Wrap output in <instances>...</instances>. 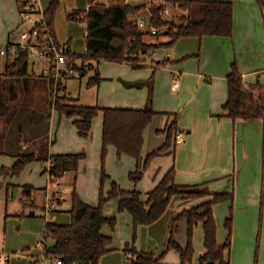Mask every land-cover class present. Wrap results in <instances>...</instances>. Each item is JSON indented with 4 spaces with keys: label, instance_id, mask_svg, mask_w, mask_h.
<instances>
[{
    "label": "crops",
    "instance_id": "obj_1",
    "mask_svg": "<svg viewBox=\"0 0 264 264\" xmlns=\"http://www.w3.org/2000/svg\"><path fill=\"white\" fill-rule=\"evenodd\" d=\"M16 1L17 11L19 10V15H22L29 0ZM104 1L106 2V0ZM121 1L111 0L109 3H101L107 4L108 6L131 5L136 7L146 5L139 13L131 15V20L135 22L139 20L148 21L153 16L150 10L152 3L161 4L159 0ZM130 1H137L139 3L131 4ZM220 1L232 2L234 4V32L231 38L206 36L203 39H180L171 49H156L151 56L149 54L142 56L143 65L140 69H134L128 63H116L124 67L126 71L124 74L126 76L123 78L125 80L121 78L115 80L112 78L110 85L104 88V94L102 92L101 98L98 99V103L102 105L98 104L97 106H101L100 108L102 109L116 107L144 109L149 99V87L125 88L119 80L128 83H137L148 81L153 74L155 75L153 107L157 115L154 116L151 124L144 132L142 160L145 161L151 153L160 149L165 144L167 140V134L165 132L174 123L176 117L179 133L186 135L184 142L178 143L175 140L176 145L174 148H170L164 154L152 158L147 170L144 172L142 180L137 184L125 182L121 186L117 182L114 171L108 168L107 174L111 185L115 182L125 191L138 190L142 193L143 199L146 200L147 195L174 168L176 170V184L180 186L206 184L205 186L211 193H233V201L230 200L213 206L218 225V244L223 246L226 243L228 230L225 227V222L231 216L230 210L233 208L234 223L231 252L227 254V257L231 264H253L252 253L254 245L256 244V221L260 212L264 226V203L262 205L264 195V121L255 119L252 116L233 121L226 117L227 113L224 110V106L228 101V75L234 62L237 63L245 84L255 83L257 80H260L264 85V27L261 25L264 22L261 11L264 12V9L261 8L256 0H248V13L245 17H241L242 14L239 15L240 10H238L235 4L237 0ZM39 4L41 13L44 14L48 8L43 11L41 2ZM142 12H145L147 16L141 17L140 14ZM172 18H174L173 15ZM25 27L27 25L23 22L21 24L20 22L15 30L12 29L8 33L6 41L3 44L19 37L20 29ZM144 32V40L150 45L167 44L171 41L169 36H153L149 33V30H145ZM260 33L263 34L262 39L258 38ZM149 39L156 40L151 41ZM86 50L87 46L85 47V54ZM166 59H170L173 63L162 68L156 67L158 63ZM47 62L49 61L44 60L34 64V67L37 64L41 65L39 73L33 72V77L30 79L27 88L24 81L20 83V79H8L2 75L0 80L10 83L14 82V89L16 91H22L23 94H25L24 89L26 88L33 98L36 93L38 95L42 93L41 96L43 97L46 93V89L43 88L46 81L43 79L47 76L43 75L42 71L47 69ZM106 63L111 62H101L98 64L97 68L99 73L101 66ZM65 67L73 72L71 61H68ZM0 72L2 73L1 66ZM65 73L67 75L66 71ZM101 78L102 81L98 85L99 89L103 87V81L107 80V78H103L102 76ZM176 79L179 80L178 89H174ZM31 80L35 81L32 82ZM9 84L6 83V87H9ZM40 85L41 88H38ZM31 102L33 104L37 103L35 98L33 100L31 99ZM21 113H24V108L18 114L21 115ZM102 120H104V114L98 117L96 121H93L90 135L84 139L82 138L83 140L79 142V146L67 144L65 140L63 141L65 143L62 144L59 138H57L55 147L53 145L56 141L52 143L53 145L49 151V156L74 154V152L80 151L81 149H84L87 155L84 153L86 158L80 162L76 173H66L63 180L55 185L50 184V175L46 172L48 164L43 165L44 167L41 169L43 171L42 173L45 175L46 173L48 174L47 184L44 188L46 195L45 204L41 208L42 214H44L43 218L46 219L45 226L47 222H52L51 218H54L55 212H67L71 209V205L66 204L68 200V202L71 201V198L69 197L70 199H67L62 194L63 181L65 182V180H69L68 183L70 184L74 182L75 188L80 194H78L79 197L86 204L97 206L98 185L100 181L98 158L103 146V137L99 136ZM55 123L56 120H54V124L52 121L53 125L49 123L45 129V134L50 139H52L53 130L56 129ZM66 124V128L73 131L69 121ZM93 128L94 134H98L96 139L93 138ZM185 131L187 132L185 133ZM173 149L174 152H172ZM108 151L111 161L117 153V150L114 146H109ZM91 156L94 157L95 163H92ZM17 157L15 156L13 158L14 163ZM118 158L119 161L127 164L125 171H128L129 175L136 170V159L127 155L118 156ZM91 164L93 165L92 169L90 167ZM4 182L11 184L8 180ZM7 194L9 196V190ZM54 194L62 196L63 200L60 203L59 209L47 214L46 205ZM14 197L17 196L14 195ZM210 200L211 197L192 201L187 200L182 195L175 196L166 214L159 221L150 226L138 227L137 234L140 238H138L135 244L137 250L145 253H153L156 257H159V254L164 253L166 249L172 221L185 210L195 208ZM114 202H108L106 204L104 213L107 217H119L121 222L119 226H116L115 230H110L108 226L103 227L102 233L113 239V243L110 246L113 251L103 256L99 264H132L131 257L124 252V249L126 244L132 242L134 236L133 218L126 211L119 213L118 201L114 200ZM32 216H35L34 212ZM68 219L69 221L66 220L64 222L65 224L52 223L69 225L72 221L70 214L68 215ZM180 225L182 229L184 226L188 229L187 219L181 220ZM200 226L203 228L202 223H199L195 228V230L197 229L196 240L198 241L200 237L204 244V229L201 232ZM1 237L0 245L3 243V236ZM53 244V241H47L45 243L39 242L34 249L37 252L33 253L32 250L33 254L31 253L29 256L31 264H42L43 258L47 257L45 247H51ZM179 244L182 247H186L184 237L180 239ZM261 247L262 257L259 264H264V227L262 228ZM174 251L171 250L164 256L165 258L162 264H169L167 258L168 256H174L172 254ZM204 252L205 246L201 256ZM177 254L179 256V253ZM10 257L12 256L10 255ZM173 261L175 262L173 264H179L180 258L178 261L174 257ZM193 261L194 264H200L199 259L197 260L196 253L194 254Z\"/></svg>",
    "mask_w": 264,
    "mask_h": 264
},
{
    "label": "trees",
    "instance_id": "obj_2",
    "mask_svg": "<svg viewBox=\"0 0 264 264\" xmlns=\"http://www.w3.org/2000/svg\"><path fill=\"white\" fill-rule=\"evenodd\" d=\"M264 9V0H256ZM179 8L184 14L176 20L164 19L167 6ZM59 6V0H52L47 11L44 13V23L47 25L56 44L54 32V18ZM146 5L133 7L107 6L89 0L87 10H75L69 15L71 21L83 23L87 27L86 54L76 55L69 50L66 53L68 61L72 62V70L86 73V66H77L75 60L95 61L111 63H128L134 69L142 68V56L152 50L167 48L171 49L183 38L203 39L206 36L220 38H231L234 32V4L227 1H203V0H166L165 4L151 5L152 23L158 29H164V34L169 36L171 41L167 44L150 45L145 42V32L138 23L131 20V15L142 11ZM0 57V63H1ZM5 71L0 77L8 79H20L24 81L26 88L30 83L29 61L27 51H19L13 58L7 56ZM170 59L163 60L156 65L157 68L166 67L172 64ZM96 75L89 80L88 86L93 87L100 84L102 78L98 68H95ZM66 75L64 74L63 77ZM5 82V81H1ZM5 82L1 87L14 91V82L6 87ZM47 91L52 99L54 110L60 115L73 119L78 134L86 138L92 131L94 119L102 112L103 122V157L106 156L108 147L114 146L118 156L127 155L137 160V168L130 173V181L139 183L144 172L147 170L152 158L158 157L174 148L175 138L179 133L177 117L174 123L166 130L167 140L158 150L151 153L145 161L142 160L144 147V132L151 124L157 112L154 110V86L155 75L148 80L137 83H127L130 88L149 87V99L144 109L132 108H105L98 106H86L77 104V99L66 94V87L62 80L57 84L53 76L47 77L45 82ZM226 117L236 121L239 118L252 116L255 119L264 121V85L257 80L255 83L245 84L238 65L234 62L228 75V101L224 106ZM174 152V149L173 151ZM86 155L81 154H60L48 156L41 159L44 164L50 163V169L46 172L50 175V184L60 183L66 173H76L80 162ZM37 154L26 153L17 157L11 168L0 170V176H19L24 169L33 162L39 161ZM109 179L102 168V187L105 180ZM206 184L195 186H180L176 184V170L171 169L157 187L143 199L138 190L125 191L117 183H112V189L107 195L101 192L99 204L91 206L86 204L78 195L75 184L71 196V224L59 225L47 222L45 226V242L53 241L51 247H45L46 256L59 257L65 264H99L103 256L111 253L113 239L104 235L102 229L109 226L115 230L118 224L117 217H107L104 213L106 203L112 200L118 201V212H128L133 218L134 236L131 243L127 244L124 252L131 257L132 264H162L163 257L171 250L180 254V264H194L193 235L194 229L199 223L203 224L205 252L200 257L201 264H231L227 254L231 252V240L233 232L234 209L231 208V216L226 219L225 227L228 230V238L223 246L218 244V227L213 211V206L227 201L234 200L233 193H211ZM15 188L8 186L9 195ZM33 188L27 186L23 193L22 200L29 204L32 200ZM14 194V193H13ZM182 195L186 199L198 200L211 197L210 201L195 208L185 210L178 215L171 224L170 237L163 256L156 257L153 253H145L137 250L135 244L137 229L140 226H150L159 221L167 212L172 199ZM264 203V195L262 205ZM182 219L188 221V246L183 248L175 238L176 223ZM259 241V239H258ZM44 242V243H45ZM259 248V243H258ZM258 253L256 256V263Z\"/></svg>",
    "mask_w": 264,
    "mask_h": 264
},
{
    "label": "rangeland",
    "instance_id": "obj_3",
    "mask_svg": "<svg viewBox=\"0 0 264 264\" xmlns=\"http://www.w3.org/2000/svg\"><path fill=\"white\" fill-rule=\"evenodd\" d=\"M39 2H41L42 10L45 11L48 8L50 0H39ZM94 2L107 5L104 3H109L111 2V0H106V2L104 0H94ZM130 3L138 4L139 2L130 1ZM235 4L237 5L238 10H240L239 15L242 14L241 17H245L248 13V0H237ZM17 8L18 7L16 0H0V45H3V43L6 41L8 33L12 29L15 30L16 26L20 22L21 24L23 22V15H19V10L17 11ZM87 8H89V0H59V6L56 10L54 18V32L56 40L59 43V46H61L60 48L67 46L72 53L79 56H83V54H85V37L87 29L85 24L71 21L69 19V15L75 10H87ZM169 8L176 20H179V18L184 14V12L179 8H174L171 5L169 6ZM261 13L264 19V12L261 11ZM36 16L40 17L41 14H38ZM140 16L145 17L147 16V14L145 12H142ZM261 25L264 27V22L261 23ZM20 30H22V28ZM258 38L262 39L263 34L260 33ZM149 40L155 41L156 39ZM154 51L155 50H152L148 54L151 56ZM6 62L7 60L5 58L1 59L0 66L2 72L5 71ZM75 63L77 64V66H81L82 64L86 66L85 75L82 74V71L78 70H72L73 72H71L67 67H65L66 65H62L60 69L67 72V75L62 78V84L66 87L67 90L66 94H69L70 97L77 99V104L87 106H97L98 104L102 105L101 103H98V99L101 98L102 92L104 94V88L107 85H110L111 79H124L123 77L126 76L124 74V72H126L124 70V67H121L116 63H106L103 64V66H101L100 68L101 76L103 78H107L106 81H103V87L100 89L98 88V85L90 87L88 86L89 80L96 75L95 68L98 67V64L92 60H75ZM40 66V64H37L34 67V65L32 64V66L29 67L30 76H33L32 74L34 71L39 73ZM46 67L50 68L49 62L46 63ZM43 80L47 81V77H44ZM1 81L3 80H0V170H2L3 168H11L14 164L13 158L21 154L35 153L37 154L38 158H40V162H35L31 165H28L19 176H0V179L2 178V180H0V236H3V243L0 245L2 246L0 247V251H4L8 255L10 254L12 256L10 258V264H31L29 256L31 255L32 250L33 253H36L37 251H34V249L39 244V242H45L46 219L43 218L44 214H42L43 212L41 211V208L45 204L46 195L44 192V188L47 184L48 174L46 173L45 175L42 173L43 171L41 169L44 167V162H42V160L49 156V151L53 145L52 143L55 141L56 143L53 145V147L56 146L57 138L61 139L60 143L62 144L65 143L63 142L65 140L67 141V144L75 146H79V142L84 138L78 134V131L71 118H68L65 115H60L58 111L54 110L52 99L49 92L47 91V86L45 83L43 85V88L46 89L45 95L42 97V93L41 95H38L36 93V95H34V98L37 103L33 104L31 102V99L33 100L34 98L32 97L31 93H28L26 88L24 89L25 94H23V92L20 90H14L11 92L9 88L4 89L3 87H1V85L5 83H1ZM31 81L33 82L35 80ZM119 81L125 88H127L126 84L128 82L123 80ZM9 83L10 82H8V84ZM20 83H23V80H20ZM38 88H41V85ZM22 108H24V113H21V115H19L18 113L22 110ZM101 115L103 116V114L101 113L94 119V121H96V119ZM54 120H56V129H54L55 132L53 130L52 139H50L47 134H45V129L49 125V123L52 124V121L54 124ZM68 121L73 131H70V129L66 128V123ZM103 121L104 120H102V127H100L99 129L100 137H103ZM94 127L96 131V124L94 125ZM186 132L187 131H185V133ZM97 136L98 134H94L93 128V138L96 139ZM103 148L104 147L102 146L98 158V163L100 165V181L97 194L98 202L96 199L97 205L99 204L101 192L103 191L104 194L107 195L112 189L111 181L109 179L105 180L102 187L101 180L103 165L106 173L108 172V168H111V170L114 171L117 182L121 186L122 184H125V182L131 183L129 173L128 171H125V166L127 164L119 161L117 153L115 154V156H113V160L111 159V161L109 158V151H107L106 156L103 157ZM81 153H85L87 155V152L84 151V149L74 152V154ZM91 159L92 163H95L94 157L91 156ZM90 167L92 169L93 165L91 164ZM5 180H8L11 184H6L4 182ZM68 181L69 180H65V182L63 181L62 194L67 199H70L72 196L74 182L70 184L68 183ZM9 185L14 187L15 189L13 190L14 194L13 192H11V194L8 196L7 192ZM27 186H33L32 200L29 201L28 205L24 200H22L23 193L26 192ZM16 189H19V193L17 197H14ZM58 196L59 195L54 194L52 197L57 198ZM68 201L66 202V204L71 205V201ZM109 202L115 203L114 200ZM33 212L35 213V216H32ZM54 214V218L50 217L52 219V222L65 224L64 222L66 220L69 221L68 211L55 212ZM128 215L130 214L128 213ZM180 221L176 223L175 238L177 236L176 241L179 243L180 239L184 237L186 247L184 246L183 248H187L189 240L188 229L186 228V226H184L182 229ZM120 222V218L118 217L117 226L120 225ZM263 227L262 215L260 212L256 221V244L254 245L252 253L253 264H259L262 257L261 240ZM108 228L110 227L108 226ZM199 228L202 232V226H200ZM110 230L112 229L110 228ZM196 235L197 229H194L193 248L194 252L196 253L197 260L199 259V263L201 264L200 257L204 251V244L202 243L200 237L198 238V241L196 240ZM138 238L140 237H138L137 234L136 241L138 240ZM164 253L159 254V256H163ZM177 253L178 252L174 251L172 253L174 256H168L167 262L169 264L175 263L173 261L174 257L179 261L180 254L178 256ZM257 253L258 259L256 263ZM164 258L165 257H163L162 261L164 260Z\"/></svg>",
    "mask_w": 264,
    "mask_h": 264
},
{
    "label": "built area",
    "instance_id": "obj_4",
    "mask_svg": "<svg viewBox=\"0 0 264 264\" xmlns=\"http://www.w3.org/2000/svg\"><path fill=\"white\" fill-rule=\"evenodd\" d=\"M161 4L166 5V0H159ZM41 14L40 17L36 15ZM23 15V23L27 27L23 28L20 32L19 37L11 40L10 42L0 45V57L6 58L11 56L15 58L19 51H27L29 53V61L31 64H36L39 61L47 60L50 63V68L42 71L43 75L49 77L53 76L56 83L58 84L62 80L65 71L60 69L62 65L68 63L66 53L70 50L67 46L60 48L56 44L53 36L51 35L47 25L44 23V14L41 13L39 0H29L28 5ZM172 18V13L169 6L166 7L164 13V19L169 20ZM139 27L145 31L149 30V33L153 36H160L164 34V29L156 28L152 23V17L148 20L137 21ZM179 88V80L176 79L174 89ZM185 139L184 133H177L176 141L183 143ZM51 165L48 163V168ZM63 200L62 196L57 198L52 197L46 205V213L50 214L52 211L60 208V202ZM1 238V236H0ZM10 255L4 251H0V264H10ZM42 264H65L64 261L59 257H45L43 258Z\"/></svg>",
    "mask_w": 264,
    "mask_h": 264
},
{
    "label": "water",
    "instance_id": "obj_5",
    "mask_svg": "<svg viewBox=\"0 0 264 264\" xmlns=\"http://www.w3.org/2000/svg\"><path fill=\"white\" fill-rule=\"evenodd\" d=\"M18 194V189L15 190V196H17ZM207 264H212L211 262L207 263Z\"/></svg>",
    "mask_w": 264,
    "mask_h": 264
}]
</instances>
